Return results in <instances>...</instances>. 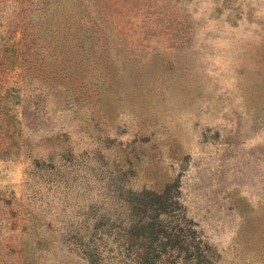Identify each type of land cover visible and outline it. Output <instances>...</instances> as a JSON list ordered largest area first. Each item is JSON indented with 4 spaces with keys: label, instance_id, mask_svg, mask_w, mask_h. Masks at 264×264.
<instances>
[{
    "label": "rangeland",
    "instance_id": "obj_1",
    "mask_svg": "<svg viewBox=\"0 0 264 264\" xmlns=\"http://www.w3.org/2000/svg\"><path fill=\"white\" fill-rule=\"evenodd\" d=\"M0 264H264V0H0Z\"/></svg>",
    "mask_w": 264,
    "mask_h": 264
}]
</instances>
